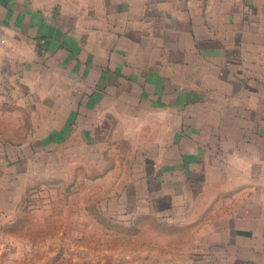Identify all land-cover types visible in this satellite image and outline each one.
<instances>
[{
  "label": "rangeland",
  "instance_id": "374dc122",
  "mask_svg": "<svg viewBox=\"0 0 264 264\" xmlns=\"http://www.w3.org/2000/svg\"><path fill=\"white\" fill-rule=\"evenodd\" d=\"M194 24L220 27L197 43L204 69L192 80L209 92L188 109L170 103L181 118L169 112L165 147L145 145L153 170H130L139 147L128 144L164 116L130 118L127 141L89 142L86 124L41 140L19 139L27 125L13 124L10 140L0 124V264H264V231L233 217L264 191L254 182L264 166V0H167V27ZM178 31L167 29V47ZM177 68L167 69L172 93ZM235 224L248 231H229Z\"/></svg>",
  "mask_w": 264,
  "mask_h": 264
},
{
  "label": "crops",
  "instance_id": "0c3cea01",
  "mask_svg": "<svg viewBox=\"0 0 264 264\" xmlns=\"http://www.w3.org/2000/svg\"><path fill=\"white\" fill-rule=\"evenodd\" d=\"M170 26L167 0H0V33L6 38L0 48V124L11 133L7 138L18 139L12 134L18 128L13 124L27 125L19 138L26 140L60 138L64 127L86 124L90 129H82L86 133L82 136L89 142L127 141L124 125L130 118L140 123L141 116L160 115L165 119L158 127L142 132L135 128L138 144H128L139 147L130 170H153L157 159L145 145L165 147L167 119L173 116L169 112L181 118L170 103L183 104V109L192 102L201 105L209 90L192 80L204 69L199 57L203 48L197 43L208 31L220 28L218 24L214 29L205 24ZM168 28L179 30L176 47H167ZM193 41L196 47L190 46ZM170 67L181 69L177 75L182 82L174 93L175 87L167 89ZM189 117L184 112L185 122ZM232 130L227 139H234ZM213 131L210 126L205 132ZM258 153L262 161L263 142ZM259 166L254 182L261 190L264 166ZM259 192L256 196L247 192L251 196L233 209L234 219L257 223L254 231L258 227L264 231V191ZM237 224L229 231H248Z\"/></svg>",
  "mask_w": 264,
  "mask_h": 264
},
{
  "label": "built area",
  "instance_id": "2783aa9c",
  "mask_svg": "<svg viewBox=\"0 0 264 264\" xmlns=\"http://www.w3.org/2000/svg\"><path fill=\"white\" fill-rule=\"evenodd\" d=\"M6 43V38L3 34L0 33V48L3 47Z\"/></svg>",
  "mask_w": 264,
  "mask_h": 264
}]
</instances>
